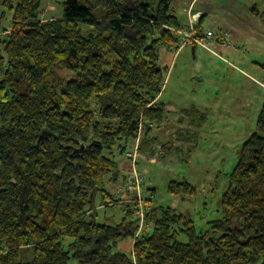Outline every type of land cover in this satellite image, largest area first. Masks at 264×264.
Wrapping results in <instances>:
<instances>
[{
    "label": "trees",
    "instance_id": "trees-1",
    "mask_svg": "<svg viewBox=\"0 0 264 264\" xmlns=\"http://www.w3.org/2000/svg\"><path fill=\"white\" fill-rule=\"evenodd\" d=\"M41 3L0 0L2 16L12 13L0 32V264H264V103L221 217L198 232L147 198L136 236L137 203L108 185L122 181L139 133L140 153L154 155L149 133L165 122L159 48H178L170 27L182 26L169 0H64L62 15L48 18ZM251 9L264 19V8ZM59 68L71 76L61 79ZM168 191L196 189L172 180ZM117 203L135 218L99 222V208ZM128 235L132 249L119 250Z\"/></svg>",
    "mask_w": 264,
    "mask_h": 264
},
{
    "label": "rangeland",
    "instance_id": "rangeland-1",
    "mask_svg": "<svg viewBox=\"0 0 264 264\" xmlns=\"http://www.w3.org/2000/svg\"><path fill=\"white\" fill-rule=\"evenodd\" d=\"M63 1L42 0L41 18L62 15ZM213 1L218 10L200 21L202 29L217 30V25H224L221 11L238 13L249 8L254 13L252 7L260 11L264 8L263 0ZM169 2L182 28H187L190 13L186 0ZM2 10L0 32L10 26L12 17L9 11L2 16ZM197 10L196 6L191 8V12ZM229 44L232 46L226 51L221 49L225 46L223 43L217 44L214 53L193 48L191 44L182 48H159L158 65L165 75L159 101L164 103L165 122L149 133L158 138L154 145L155 160L140 158L136 165L144 176L143 196L153 205L170 206L185 214L198 232L206 229L210 220L221 217V196L228 186L240 147L255 130L264 103V41L248 40L241 45L236 40ZM57 73L61 79L71 76L62 68ZM172 180H187L195 187V194L170 193L168 185ZM114 185L109 184L108 190L112 191ZM98 213L99 222L111 224L135 218L126 213L121 203L102 206ZM181 239L186 237L182 235ZM133 240L128 235L117 248L129 252ZM69 264L79 263L71 259Z\"/></svg>",
    "mask_w": 264,
    "mask_h": 264
},
{
    "label": "built area",
    "instance_id": "built-area-1",
    "mask_svg": "<svg viewBox=\"0 0 264 264\" xmlns=\"http://www.w3.org/2000/svg\"><path fill=\"white\" fill-rule=\"evenodd\" d=\"M188 11L190 13V25L187 28L170 27L171 31L178 35V44H176L178 48L191 44L214 53V47L217 44L223 43L226 46L227 43L232 42L233 37L228 31L215 30L214 28L199 30V16L195 12H191V8ZM139 142L140 133L131 142L125 154L130 164L129 173L125 176L121 185L112 188V194L115 197L126 202L135 201L137 203L136 216L139 219V230L136 232V236L139 234L140 229L144 227L145 214L148 209L145 201L147 198L142 194L144 176L136 168L138 160L145 158L139 151Z\"/></svg>",
    "mask_w": 264,
    "mask_h": 264
},
{
    "label": "crops",
    "instance_id": "crops-1",
    "mask_svg": "<svg viewBox=\"0 0 264 264\" xmlns=\"http://www.w3.org/2000/svg\"><path fill=\"white\" fill-rule=\"evenodd\" d=\"M185 5H188V10L190 8L193 9L194 6H196V8L198 9L197 11H195V13L199 16L198 17L199 30L202 29L200 26V21L202 23L203 19L207 16L209 17L212 11L218 10L217 3L213 0H186ZM238 11H239L238 13H234V12L230 13L228 11L226 12L221 11L220 12V14L222 15L221 18L223 19L225 24L217 25V30L230 32V34L233 37L232 42H235L237 40V43L241 45H243V43L247 42L248 40L260 41L262 43L264 41V20L263 18L260 16L258 17V15L252 13L251 10H249V8L240 9ZM227 28H231V31L233 32L229 31ZM231 46H232L231 44H228L224 47L221 46V49L223 51H226ZM192 47L195 48L198 46L192 45ZM146 155L147 156L145 155L143 156L155 160L154 155H148V154ZM137 165H138V162H137ZM120 169H121L120 176L122 177V181H123L125 176L129 173V170H130V164L126 158L120 163ZM122 181L115 183L113 187L120 185ZM125 204H128V203L125 201Z\"/></svg>",
    "mask_w": 264,
    "mask_h": 264
}]
</instances>
